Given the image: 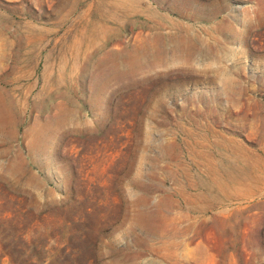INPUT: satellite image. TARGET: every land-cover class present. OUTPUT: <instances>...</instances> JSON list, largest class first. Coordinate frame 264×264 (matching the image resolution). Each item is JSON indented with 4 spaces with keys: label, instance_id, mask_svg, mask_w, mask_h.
<instances>
[{
    "label": "rangeland",
    "instance_id": "1",
    "mask_svg": "<svg viewBox=\"0 0 264 264\" xmlns=\"http://www.w3.org/2000/svg\"><path fill=\"white\" fill-rule=\"evenodd\" d=\"M0 264H264V0H0Z\"/></svg>",
    "mask_w": 264,
    "mask_h": 264
},
{
    "label": "bare ground",
    "instance_id": "2",
    "mask_svg": "<svg viewBox=\"0 0 264 264\" xmlns=\"http://www.w3.org/2000/svg\"><path fill=\"white\" fill-rule=\"evenodd\" d=\"M236 171V170H235ZM250 172H251V168H250V166H243V167H240L238 170H237V172H235V174H232L230 171H229V169H227L226 171H225V176L227 177V178H229V180L230 179H240V178H243V177H245V176H248L249 174H250ZM225 181H223L222 179H218L217 180V184H220V185H225Z\"/></svg>",
    "mask_w": 264,
    "mask_h": 264
}]
</instances>
